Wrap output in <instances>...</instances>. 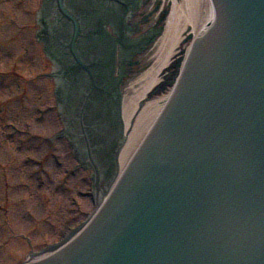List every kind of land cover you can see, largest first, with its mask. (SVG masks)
<instances>
[{
    "label": "water",
    "instance_id": "1",
    "mask_svg": "<svg viewBox=\"0 0 264 264\" xmlns=\"http://www.w3.org/2000/svg\"><path fill=\"white\" fill-rule=\"evenodd\" d=\"M215 4L101 210L30 264H264V0Z\"/></svg>",
    "mask_w": 264,
    "mask_h": 264
},
{
    "label": "rangeland",
    "instance_id": "2",
    "mask_svg": "<svg viewBox=\"0 0 264 264\" xmlns=\"http://www.w3.org/2000/svg\"><path fill=\"white\" fill-rule=\"evenodd\" d=\"M42 7L43 0H0V264L26 261L30 251L57 241L92 212L96 170L106 174L108 148L118 139L108 131L114 111L106 93L96 102L90 87L70 122L60 113L48 78L52 64L38 37L46 21L39 18ZM163 25L158 18L157 29ZM174 63L171 82L159 92L171 89ZM87 109L97 118L89 119ZM8 124L20 132L9 137Z\"/></svg>",
    "mask_w": 264,
    "mask_h": 264
},
{
    "label": "bare ground",
    "instance_id": "3",
    "mask_svg": "<svg viewBox=\"0 0 264 264\" xmlns=\"http://www.w3.org/2000/svg\"><path fill=\"white\" fill-rule=\"evenodd\" d=\"M157 2L159 6L156 15L160 14L167 4H169V12L164 20L163 31L157 35L155 48L151 55H148V60L152 64L143 72L131 78L123 88V93L120 99L117 100L118 102L113 103L115 115L109 122V132L111 137L115 133L119 134L120 137L118 138L119 142L114 145L109 154L110 167L106 174L101 173L99 167L97 168L100 171L96 176V196L99 199L104 198L106 191L111 189L114 179L118 177L139 146L169 95V93H165L146 101L147 91L158 82V75L170 63L171 57L176 56L179 50L182 49V42L188 34H192L194 37H192L189 46L187 45L183 58L187 55L195 37L200 34V31L208 22L212 21L214 16L211 0H153L154 4ZM64 3L69 5V2L66 3L65 0ZM82 8H85L83 11H87L90 15L93 13V9H89L90 7L82 6ZM81 10L78 6L69 9L73 17L81 15ZM63 23L67 24L66 22ZM85 33L92 34L94 31L90 28ZM96 33L99 34L98 31ZM87 43L83 42L82 48L88 47L85 46ZM93 43L89 42L88 44ZM49 254L30 257L28 260H39Z\"/></svg>",
    "mask_w": 264,
    "mask_h": 264
},
{
    "label": "flooded vegetation",
    "instance_id": "4",
    "mask_svg": "<svg viewBox=\"0 0 264 264\" xmlns=\"http://www.w3.org/2000/svg\"><path fill=\"white\" fill-rule=\"evenodd\" d=\"M69 2V6H73L75 3L81 8V12L78 17L80 19L81 27L84 29L86 25V30L91 27L94 33L89 34L87 37L93 40H97V43L102 45V57L98 59H108L111 57V52L113 53V58L117 59L116 67L112 71L108 66L109 64H104L102 73V84L105 89V93H112L115 81L119 83L123 78L130 77L137 73L138 68H142L141 61L145 59L146 53L151 47L150 43L155 39L158 34V18L161 20L160 15H156L158 11L157 4H151V0H65ZM81 5V6H80ZM68 8V5H66ZM82 6L90 7L93 9L91 15L87 11H83L85 8ZM148 6V10L146 9ZM155 20V21H153ZM96 30V31H95ZM99 32L96 33V32ZM51 38H44L45 44L48 43ZM88 47L81 48L78 47V52L82 56H87ZM63 54L61 53L60 60L53 55L52 52L48 53L52 58V63L57 65L56 73L54 72L49 76V79L54 80V94L58 100H65L63 104L71 103L67 100L68 92L66 90L72 91L73 88L76 90L77 77L74 74H68L67 65L64 60L67 54V46H63ZM66 51V53L64 52ZM105 52L107 55H105ZM90 59H95V56L90 57ZM122 62V63H121ZM73 65V64H72ZM85 71H82L84 74ZM97 76L99 75L96 71ZM87 85L89 82L88 76ZM171 75L168 74L164 79L163 83L168 84ZM63 81V82H62ZM60 83L62 84L59 88ZM93 96L99 98V88H93ZM163 87V84H162ZM79 86H77V90ZM90 88L88 87L86 91ZM61 91V96L59 97L58 92ZM95 100V99H94Z\"/></svg>",
    "mask_w": 264,
    "mask_h": 264
}]
</instances>
